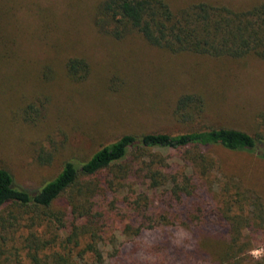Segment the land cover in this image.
Here are the masks:
<instances>
[{"label": "trees", "instance_id": "trees-1", "mask_svg": "<svg viewBox=\"0 0 264 264\" xmlns=\"http://www.w3.org/2000/svg\"><path fill=\"white\" fill-rule=\"evenodd\" d=\"M83 3L35 9L34 16L12 12L11 4L2 11L18 19L17 27L8 20L0 30L6 127L18 124L25 138L62 130L57 120L76 118L70 107L77 95L86 96L93 61L69 36V18L86 19L108 43L138 38L169 59L197 56L208 63L206 72L209 64L219 70L264 61V0ZM75 10L83 13H67ZM195 83L163 110L179 128L125 131L84 158L65 145L60 152L41 148L48 162L57 152L63 158L32 190L16 183L0 157V264H264V256L250 253L264 230V113L251 128L215 124L206 116V83ZM128 86L121 79L115 89ZM218 93L216 112L225 100ZM164 151L175 153L178 167ZM239 154L253 161L245 164L234 157Z\"/></svg>", "mask_w": 264, "mask_h": 264}, {"label": "rangeland", "instance_id": "rangeland-1", "mask_svg": "<svg viewBox=\"0 0 264 264\" xmlns=\"http://www.w3.org/2000/svg\"><path fill=\"white\" fill-rule=\"evenodd\" d=\"M84 1L0 0V30L8 27V20L9 26L17 27L18 19L15 16L8 19L2 14L7 4H11L12 12H29L34 16L35 9L45 12L71 10V4H84ZM67 13L80 15L83 12L75 10ZM67 20L68 28L71 29L69 36L72 39L76 37L78 39L75 40L79 41L76 48L90 54L93 61L86 89L82 93L86 96L83 99L77 95L76 103L70 107V111L77 117L70 116L67 122L58 119L62 130L55 131L51 136L45 134L42 138H37L35 134L25 138L19 131L18 124L11 123L6 127V96L0 91V145L3 150L0 157L10 164L17 184L32 190L52 176L63 158V154L58 155L63 145L66 152L73 151L78 158H84L101 143L110 141L125 131L179 128V120L168 116L167 111L163 110L170 107L180 92L193 90L195 80L199 84L206 83L204 93L211 104L206 116L215 124L251 128L262 121L264 61L250 59L239 66H226L223 63V66H218L221 68L219 70L214 64H209L210 70L206 72L208 63L197 56L169 59L167 55L150 48L138 38L129 42L108 43L90 28L86 19H78L77 22L70 18ZM197 66L202 68L199 72L196 70ZM115 73L120 76L116 77ZM111 78H114L113 82ZM121 79L126 80L129 86L122 91H116ZM26 81V78L19 80L21 83ZM13 83L15 85V80ZM219 90L225 94V100L221 98L223 104L219 112H216L218 99L215 94L219 95ZM156 106L161 107L157 109ZM111 113L115 115L112 116ZM51 119L56 120L55 117ZM36 138L37 142L34 141ZM55 146L59 152L54 160L48 162L47 158L39 156L41 148L49 151ZM220 153L224 151L221 150ZM163 155L171 164H175V168L178 167L173 151H164ZM234 157L245 164L253 161L252 157L245 154ZM248 232L253 234L251 228ZM102 249L103 256L107 255L108 246H103ZM250 253L254 259L263 258L264 230L259 229L256 232Z\"/></svg>", "mask_w": 264, "mask_h": 264}]
</instances>
